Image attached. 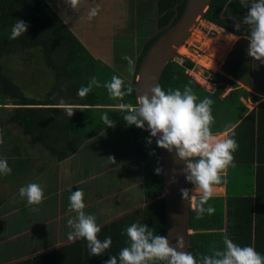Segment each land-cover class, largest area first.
I'll return each mask as SVG.
<instances>
[{
	"label": "trees",
	"instance_id": "16d2710c",
	"mask_svg": "<svg viewBox=\"0 0 264 264\" xmlns=\"http://www.w3.org/2000/svg\"><path fill=\"white\" fill-rule=\"evenodd\" d=\"M185 1L157 0L159 31L143 43L135 60V71L150 44L177 21ZM252 2L253 0H247L249 6ZM246 11L240 0H211L204 19L233 35L247 36L250 26L243 24ZM18 18L30 25L28 32L16 40H10L12 25ZM237 23L241 24L239 32L236 30ZM34 47L40 48L44 64L54 76L52 85L42 97L26 94L6 72L2 62L3 57L7 55ZM194 66V62L189 58H184L181 62H168L159 79V86L167 92L169 89L183 91L184 86L189 85L200 99H212L214 133L229 130L236 124L228 132V135L234 134L233 138L239 144L234 153V163L243 164L247 175L254 174L256 195L260 199L256 210L252 212L249 209L247 220L243 221L248 236L245 240L236 239V208L231 206L230 199H227V215L231 223L225 231H222L223 198L214 196L209 201L216 210L213 215L197 219L196 212L191 210L189 226L194 232L189 235V252L199 258L200 254H209L213 248H223L225 236L244 247L250 246L251 229L256 234L264 230V100L249 110L242 98L256 101L260 97L239 87L221 73L210 74L209 81L215 86L207 90L189 74V70ZM113 75L125 79L126 84L131 81L134 87L135 72L129 80L92 54L46 0H0V137L3 139V143H0V157H7L9 166L13 169L12 174L4 178L9 181L8 178L20 175L29 161L27 152L19 142L12 144L6 139L7 124L18 125L37 145L51 156L62 160L75 152L85 140L102 133L108 127L101 119L107 114L113 124L122 126L127 131L139 159L143 162L145 201L142 210L137 214L124 215L101 225L99 239L111 237L113 241L110 249L101 256H92L87 248V241L78 239L74 243L12 264H105L110 256L118 257L120 250L127 246L126 228L132 223H144L149 228H154L157 234L165 236L163 175H157L155 172L156 168H162L155 142L149 131L135 125L129 126L123 118L125 110L121 105H135V91L123 99L111 98L107 89L101 86L94 87L83 98L77 95V90L86 86L91 78L95 77L103 85L110 81ZM226 84L233 88L222 96ZM61 100L63 104L60 103ZM7 104L12 105L8 115ZM66 106L73 108L72 117L66 115ZM149 139L152 140L151 144L148 143ZM229 169L231 170L230 167ZM256 236L259 239V235ZM254 248L264 256V244L256 243Z\"/></svg>",
	"mask_w": 264,
	"mask_h": 264
},
{
	"label": "clouds",
	"instance_id": "9594fccd",
	"mask_svg": "<svg viewBox=\"0 0 264 264\" xmlns=\"http://www.w3.org/2000/svg\"><path fill=\"white\" fill-rule=\"evenodd\" d=\"M66 2L75 10L80 0ZM240 3L247 9L243 24L250 26L247 35L250 41L247 55L255 61L264 63V0H253L250 6L247 0H240ZM99 11L100 6L97 4L88 11V19L97 16ZM29 26L26 21L18 18L12 25L9 39L16 40L27 33ZM240 26V23L236 24L238 32ZM123 59L128 62V72L134 73L135 61L128 56H124ZM101 86L107 89L111 98L123 99L136 91L131 81L126 84L125 79L113 75L111 80L103 85L95 77L91 78L86 86H81L77 90V95L83 98L94 87ZM151 92V97L147 94L138 95L135 105H121L125 110L124 120L129 126L135 125L149 131L151 137H158L156 140L158 147L169 152L175 151L178 158L186 162L183 172L186 180L194 185V188L180 189L183 200L190 202L197 219L213 215L216 210L209 201L214 197L216 187L226 182L223 180V174L229 167L235 166L234 153L238 150L239 144L233 138L234 134L221 136L213 132L214 101L208 97L200 99L191 86L185 85L183 91L169 89L165 92L157 85ZM60 103L63 104V100ZM64 111L68 117L74 114L71 106H66ZM101 119L107 126H114L107 114ZM0 143H3L2 137ZM148 143L151 144L152 140L149 139ZM108 159L113 164L116 163L115 157ZM162 171L160 167L155 169L157 175ZM12 172L8 158L0 157V175L9 176ZM19 195L26 198L29 205H40L46 199L43 187L37 183L21 187ZM84 195L83 190L78 189L69 196V212H75L76 215L67 219V226L71 229L67 238L73 243L78 239L86 240L90 254L101 256L110 249L113 241L111 237L99 239L101 226L94 215L85 212ZM126 236L127 246L120 250L118 257L110 256L105 264H264V256L254 247H242L227 236L224 237L223 248H213L209 254H200L199 258L189 251H183L185 248L183 237H179L176 247H173L167 236L157 234L154 228H149L144 223H132L126 228Z\"/></svg>",
	"mask_w": 264,
	"mask_h": 264
},
{
	"label": "crops",
	"instance_id": "0c3cea01",
	"mask_svg": "<svg viewBox=\"0 0 264 264\" xmlns=\"http://www.w3.org/2000/svg\"><path fill=\"white\" fill-rule=\"evenodd\" d=\"M224 36L229 37L231 43L233 42L234 36L228 35L226 32ZM254 73L255 70L253 71L252 66L250 69L240 68V72H236L235 75L249 78V82L243 80L244 84L264 94V90L259 89L253 80ZM237 84L239 87L245 88L244 85ZM227 85L229 92L233 87ZM248 91L259 96L252 90ZM228 92L222 93V96ZM259 97L260 99L256 101L247 99L253 103L252 106L246 99L242 98V101L251 110L264 100V97ZM235 126L236 124L233 127ZM231 129L223 132L228 135ZM106 130L111 132L110 138L115 143L111 146V150H107L108 155L104 156L102 150L106 148L105 139L95 146L94 143L90 142L89 144L88 142L102 136ZM103 131L104 133L85 140L75 152L62 160L51 156L53 158L50 157L48 161H41L37 165L27 154L29 161L20 175L13 176L12 179H8L9 181L4 178L5 176L0 175V181L5 182V185L10 186L11 189L10 194L0 193V224H5L7 230V235H0V264H12L72 243L67 238L71 231L67 226V219L76 214L69 212V196L71 192L78 189L83 190L85 194V212L94 215L100 226L124 215L137 214L142 210L145 205L143 166L138 172L135 159L129 154L130 151L136 150L134 143L130 141L127 131L122 126H108ZM122 133L125 138L115 139L118 134ZM122 139L125 141L123 142ZM120 155H124L123 160ZM108 157H115L116 163L113 164ZM234 167L236 170L228 168L223 174V180L226 182H222L216 187L214 196L224 200L222 231H225L227 225L231 223L227 215V199H230L231 206L236 208V239L245 240L248 236L243 227V221L247 220L249 209L252 212L256 210L260 199L256 195L254 174L247 175L243 164L236 163ZM229 170L236 173V183L233 184L236 192H233L227 184ZM17 181L20 182L16 183ZM29 183H37L43 187L46 199L42 204L29 205L26 198L20 197L19 189ZM252 231L253 229H251L250 246L254 247L256 243L264 244V230L259 231L258 234ZM256 235H259V239Z\"/></svg>",
	"mask_w": 264,
	"mask_h": 264
},
{
	"label": "rangeland",
	"instance_id": "374dc122",
	"mask_svg": "<svg viewBox=\"0 0 264 264\" xmlns=\"http://www.w3.org/2000/svg\"><path fill=\"white\" fill-rule=\"evenodd\" d=\"M46 1L54 10L58 12V14H60L73 33L79 37L92 54L101 58L105 63L111 65L113 69L129 80L132 78L133 73L130 74L128 72V62L123 59V57H131L135 61L143 43L159 31L157 26V0H80V3L75 10L68 5L66 0ZM97 4L100 6L98 15L92 19H88V11ZM201 27L206 29L205 33L201 31ZM225 32L228 35L234 36L233 42L226 49L223 48V46L220 45L219 47L216 44L217 48L215 47V50L218 51L211 53L209 49L214 48L211 47V44L217 38L219 33L225 34ZM240 40L244 42L241 54L249 57L247 55V49L250 41L246 36L233 35L222 28L216 27L213 23L207 21L206 19H201L199 21V26L192 31L187 40V43L193 46H182L179 50L181 58H176V60L181 62L184 58L191 59L195 66L193 69L189 70V74L205 88L208 86L210 89V87L215 86V84L211 82L207 83L209 81L208 78L203 77V72L208 70L212 73H221L229 79L236 81L240 85H244L248 90H252L253 92L258 93L259 96L264 97V94L244 84L243 80L246 82L248 80L249 82V78H243L240 75H231L221 68L227 54L232 50L233 45L238 43ZM195 41L199 42L198 46L192 44V42ZM220 42L222 44L221 39ZM201 56L208 57L209 61L211 58L216 59L219 63V69H212L203 65L200 62ZM250 59L253 58L250 57ZM2 62L6 72L26 94L42 97L49 90L54 81L53 73L44 64L41 50L38 47L28 48L11 55H7L3 57ZM254 70L255 73L253 80L259 89L264 90V63L255 61L253 65V71ZM238 72H240V70ZM259 72H261L260 75ZM228 90V85H225L223 94L228 92ZM62 98H64V95ZM247 102L250 106L253 105V103L249 100H247ZM6 107H8L6 110L8 115L9 109L12 105L7 104ZM113 127L118 126L115 124ZM6 128L8 129L6 139L12 144L19 142L21 147L34 160L35 164L38 165L41 161L44 162L50 159L51 155L45 149H41V147L37 145L30 136L25 134L18 125L7 124ZM219 134L225 136V132ZM111 136V132L106 130V133L102 134V136L96 137V139H92L88 143L90 144V142H92L95 146L98 145L101 140L105 139L106 148H103L102 154L107 156L108 151L111 150V146L115 143L114 140H111ZM121 137L125 138L123 133L118 134L115 139H119ZM122 141L124 142L125 140L122 139ZM129 154L135 159V165L137 166L139 172L143 162L138 158L136 150L130 151ZM120 157H122L121 160H123L124 155H120ZM230 168L236 170V167ZM235 174V172L231 171L228 178L230 182L227 181L229 188L231 187L233 192H236V188L233 187V184L236 183ZM19 182L20 181H17L16 183ZM10 190V186H6L5 182L0 181L1 194L4 192L10 194ZM0 228V235H7L5 224H0Z\"/></svg>",
	"mask_w": 264,
	"mask_h": 264
},
{
	"label": "water",
	"instance_id": "95a60500",
	"mask_svg": "<svg viewBox=\"0 0 264 264\" xmlns=\"http://www.w3.org/2000/svg\"><path fill=\"white\" fill-rule=\"evenodd\" d=\"M210 4L211 0H186L177 21L163 31L146 49L134 75L136 98L138 95L145 94L151 97V89L159 85V79L166 64L176 58H181L179 52L181 46H193L189 45L187 40L192 31L199 26V21L204 19V14ZM200 29L204 33L206 32L205 28L201 27ZM192 44L198 46L199 42H192ZM203 75L209 78L210 72L205 70ZM152 138L163 169L164 190L162 197L165 201V236L169 238L173 247H176L178 238L183 237L185 241L183 251L188 252L190 249L189 235L194 232L189 226L192 208L190 202L183 200L180 192L181 188L192 189V184L186 180L183 172L186 162L180 160L175 151L169 152L158 147L156 143L158 137Z\"/></svg>",
	"mask_w": 264,
	"mask_h": 264
},
{
	"label": "flooded vegetation",
	"instance_id": "af4514ba",
	"mask_svg": "<svg viewBox=\"0 0 264 264\" xmlns=\"http://www.w3.org/2000/svg\"><path fill=\"white\" fill-rule=\"evenodd\" d=\"M243 45H244V42L242 40L238 41V43H235L232 47V50L227 54V57L225 58L223 64L221 65V68L231 75H235L236 72H238L240 68L243 69V67H245L246 69L248 68L250 69V67H252L255 63L254 59H250V57H247L246 55L241 54ZM213 73H218V72H213ZM210 74H212V72H210ZM203 77H206V76L203 75ZM209 79L210 77L208 78V80Z\"/></svg>",
	"mask_w": 264,
	"mask_h": 264
},
{
	"label": "bare ground",
	"instance_id": "6f19581e",
	"mask_svg": "<svg viewBox=\"0 0 264 264\" xmlns=\"http://www.w3.org/2000/svg\"><path fill=\"white\" fill-rule=\"evenodd\" d=\"M220 39H221V41H222V44H221V42H220ZM198 43V41H195V43ZM220 47V45L221 46H223V48H228V46H230L231 45V41H230V38L229 37H225L224 36V34L223 33H219V35L217 36V38L214 40V42L211 44V47H214V48H210L209 49V51H211V53H213V52H217L215 49L217 48L216 46L217 45ZM182 47V46H181ZM180 47V48H181ZM216 47V48H215ZM218 47V48H219ZM222 48V49H223ZM180 50V49H179ZM212 55V54H211ZM220 55V54H219ZM219 55H217V56H219ZM200 62L203 64V65H206V66H208V67H210V68H212V69H219V63L217 62V60L216 59H214V58H211V60L209 61V58L208 57H202L201 56V58H200Z\"/></svg>",
	"mask_w": 264,
	"mask_h": 264
},
{
	"label": "built area",
	"instance_id": "2783aa9c",
	"mask_svg": "<svg viewBox=\"0 0 264 264\" xmlns=\"http://www.w3.org/2000/svg\"><path fill=\"white\" fill-rule=\"evenodd\" d=\"M206 89H207V90H211V89H212V87H210V89H209V87H208V86H206Z\"/></svg>",
	"mask_w": 264,
	"mask_h": 264
}]
</instances>
